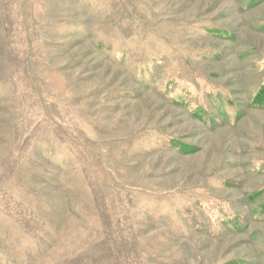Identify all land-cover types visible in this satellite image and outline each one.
I'll use <instances>...</instances> for the list:
<instances>
[{
	"label": "rangeland",
	"instance_id": "1",
	"mask_svg": "<svg viewBox=\"0 0 264 264\" xmlns=\"http://www.w3.org/2000/svg\"><path fill=\"white\" fill-rule=\"evenodd\" d=\"M264 0H0V264H264Z\"/></svg>",
	"mask_w": 264,
	"mask_h": 264
},
{
	"label": "trees",
	"instance_id": "2",
	"mask_svg": "<svg viewBox=\"0 0 264 264\" xmlns=\"http://www.w3.org/2000/svg\"><path fill=\"white\" fill-rule=\"evenodd\" d=\"M252 104L257 107H261L262 105H264V86L254 96ZM261 211H264V204L261 206Z\"/></svg>",
	"mask_w": 264,
	"mask_h": 264
}]
</instances>
